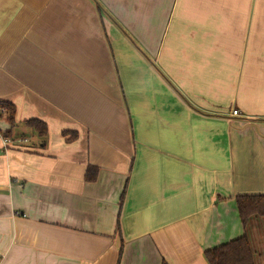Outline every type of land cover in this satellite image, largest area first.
Listing matches in <instances>:
<instances>
[{"label":"crops","instance_id":"0c3cea01","mask_svg":"<svg viewBox=\"0 0 264 264\" xmlns=\"http://www.w3.org/2000/svg\"><path fill=\"white\" fill-rule=\"evenodd\" d=\"M0 101V264H208L264 196V0H0Z\"/></svg>","mask_w":264,"mask_h":264},{"label":"trees","instance_id":"16d2710c","mask_svg":"<svg viewBox=\"0 0 264 264\" xmlns=\"http://www.w3.org/2000/svg\"><path fill=\"white\" fill-rule=\"evenodd\" d=\"M99 8V7H98ZM101 11V9H98ZM121 33L128 38L122 28L118 27ZM129 39V38H128ZM130 40V39H129ZM132 43L133 41L130 40ZM134 45V43H133ZM137 50L144 56L143 52ZM15 107L13 104L0 101V118L5 120L10 125V129L1 134L5 139L10 138L12 129L15 126ZM31 128L37 136L42 139V144L45 143V136L47 134L46 125L37 119L29 120L24 123ZM71 138L68 139V141ZM90 179L91 176L89 177ZM124 190L121 194V203L123 200ZM235 205L240 218L243 235L220 244L211 249L205 250L203 253L204 259L208 264H258L256 260V251H254L250 244L249 234L252 230V222H259L258 228H262L264 232V196H236ZM162 264H166L163 262Z\"/></svg>","mask_w":264,"mask_h":264},{"label":"rangeland","instance_id":"374dc122","mask_svg":"<svg viewBox=\"0 0 264 264\" xmlns=\"http://www.w3.org/2000/svg\"><path fill=\"white\" fill-rule=\"evenodd\" d=\"M252 230L249 234L250 244L254 251H256V260L258 264H264V232L262 228L255 227L257 222H252Z\"/></svg>","mask_w":264,"mask_h":264},{"label":"built area","instance_id":"2783aa9c","mask_svg":"<svg viewBox=\"0 0 264 264\" xmlns=\"http://www.w3.org/2000/svg\"><path fill=\"white\" fill-rule=\"evenodd\" d=\"M231 115H232V116H239L240 113H239L236 109H232V111H231ZM4 141H5V143H7V140H4Z\"/></svg>","mask_w":264,"mask_h":264}]
</instances>
